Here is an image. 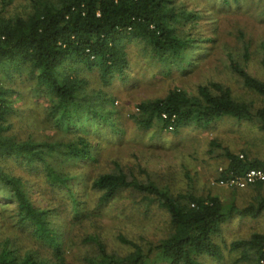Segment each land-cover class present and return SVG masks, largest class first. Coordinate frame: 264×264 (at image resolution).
<instances>
[{"label": "trees", "instance_id": "trees-1", "mask_svg": "<svg viewBox=\"0 0 264 264\" xmlns=\"http://www.w3.org/2000/svg\"><path fill=\"white\" fill-rule=\"evenodd\" d=\"M6 1L0 0V78L14 81L18 75L30 80L33 93L49 101L48 123L81 134L67 143L18 139L9 133L13 95L18 92L13 86L0 84V197L6 205L15 204L12 218L16 225L32 228L34 237L53 250L56 259L22 255L7 241L0 245V264H69L62 258L63 237L50 227L52 211L35 205L33 185L12 173L8 163L14 161L43 172L50 187L70 190L76 178L54 163L93 160L95 147L86 136L98 135L113 124L111 112L100 102L102 91L87 94L91 80L84 71L97 73L105 86L116 77H126L130 69L128 47L133 40L143 41L164 64H189V49L195 42L181 36L177 25L193 22L198 16L179 8L175 0H29L22 14H9ZM249 59V49L245 48L244 60ZM261 65L264 70V57ZM231 67L244 87L263 99L262 107L255 109L252 103L236 99L231 89L210 82L200 86L194 96L174 89L163 99L141 104L137 123L144 129L158 125L177 133L187 127L207 130L219 120L232 118L256 124L264 134V79L252 76L235 61ZM212 147L222 149L216 142ZM223 151L228 165L220 181L264 168V160ZM91 187L101 193L100 206L125 190L140 193L145 202L157 204L169 214L171 233L158 244H148L147 249L120 237L119 241L132 249L126 256L108 253L99 240L88 239L86 242L99 247V256L89 259L90 264H205L207 258L221 261L224 248L217 239L224 225L237 215L255 219L264 213L263 197L240 209L234 201L225 203L213 195H174L151 180L130 178L121 170L97 176ZM246 188L261 192L264 182ZM70 197L79 210V196L72 192ZM0 220L4 222L1 216ZM229 251L237 253V264H264V233L232 242Z\"/></svg>", "mask_w": 264, "mask_h": 264}, {"label": "rangeland", "instance_id": "rangeland-1", "mask_svg": "<svg viewBox=\"0 0 264 264\" xmlns=\"http://www.w3.org/2000/svg\"><path fill=\"white\" fill-rule=\"evenodd\" d=\"M175 2L198 16L193 22L177 25L181 36L195 42L189 49V64H164L143 41L133 40L128 47L130 69L126 77H116L105 86L97 73L84 71L91 80L87 94L93 96L92 90L102 91L100 102L111 112L113 124L98 135L86 136L95 147L93 160L54 163L76 178L70 190L50 187L43 172L14 161L8 163L12 173L33 185L35 205L52 211L50 227L63 237L62 258L69 264H90L89 259L99 256L98 245L86 242L88 239L99 240L108 253L126 256L132 249L122 244L120 237L147 249L148 244H158L171 233L169 214L157 204L145 202L140 193L125 190L109 204L100 206L101 193L91 186L101 174L121 170L130 178L151 180L174 195H213L225 203L234 201L240 209L256 204L258 197L264 198V191L222 185L219 180L228 165L223 150L264 160V134L256 124L224 118L207 130L187 127L175 133L158 125L144 129L136 121L141 104L163 99L174 89L194 96L200 86L210 82L231 89L236 99L252 103L255 109L263 106V99L244 87L231 65L235 61L252 76L264 79V0ZM6 4L9 14H22L29 0H7ZM245 48L250 53L248 62L244 60ZM0 84L13 86L18 92L13 95L14 112L9 121V133L18 139L67 143L81 134L48 123L49 101L33 93L30 80L18 75L14 81L1 77ZM214 142L222 149L213 148ZM72 192L79 196V210L70 197ZM6 204L0 197V216L4 220H0V245L8 241L9 247L22 255L31 253L55 261L53 250L34 237L32 228L16 225L12 218L15 204ZM254 233H264V213L255 219L235 216L224 225L223 234L217 239L224 248V258H207L204 263L237 264L238 255L229 251L230 245L247 240Z\"/></svg>", "mask_w": 264, "mask_h": 264}, {"label": "built area", "instance_id": "built-area-1", "mask_svg": "<svg viewBox=\"0 0 264 264\" xmlns=\"http://www.w3.org/2000/svg\"><path fill=\"white\" fill-rule=\"evenodd\" d=\"M258 182H264V168L251 169L239 177L231 178L228 181H220V184L243 189Z\"/></svg>", "mask_w": 264, "mask_h": 264}]
</instances>
